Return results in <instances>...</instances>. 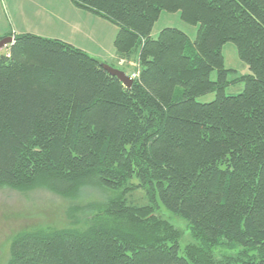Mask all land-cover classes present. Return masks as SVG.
<instances>
[{"label":"trees","instance_id":"1","mask_svg":"<svg viewBox=\"0 0 264 264\" xmlns=\"http://www.w3.org/2000/svg\"><path fill=\"white\" fill-rule=\"evenodd\" d=\"M71 2L118 29L116 57L136 64L134 83L64 41L15 36L0 50V186L117 197L70 228L18 234L7 264H264V0ZM163 12L196 38L177 28L154 38ZM228 43L248 74L226 67ZM240 82L241 94H225ZM137 189L147 205L127 203ZM160 205L195 243L180 247Z\"/></svg>","mask_w":264,"mask_h":264},{"label":"rangeland","instance_id":"2","mask_svg":"<svg viewBox=\"0 0 264 264\" xmlns=\"http://www.w3.org/2000/svg\"><path fill=\"white\" fill-rule=\"evenodd\" d=\"M67 1L72 5L71 0ZM71 7L74 8V5ZM82 24H84L83 20L69 8H66L61 0H0V36L3 38L12 37V33L21 30H29L32 32L30 34L33 35L41 33L52 36L44 31L59 26L56 30L58 36L78 44L81 40L79 30ZM165 28H177L185 32L192 40L196 38L197 27L186 23L181 18L180 13L163 12L154 25L152 36L157 38ZM5 49L8 47L1 49L3 53H6ZM89 50L91 52H88L89 55L98 57L99 54L95 53V49L90 48ZM108 50H112V53L116 54L114 42L112 48ZM222 51L228 69L235 70L238 76L249 73L248 67L239 59L234 44H226ZM101 54H104L103 50ZM135 65L133 63L127 66L123 64L125 68L121 69H124L127 74H132L136 72ZM234 75L231 73L229 79L234 78ZM216 78L215 72L212 74V79L215 80ZM244 87L243 82L230 85L225 89V94L227 96L239 95L244 91ZM177 92L182 93V88H178ZM215 98V93H211L200 97L198 101L208 103ZM116 197L113 192L94 186H84L75 196L70 197L58 195L48 187L43 186L29 189L0 186V264L9 262L11 258L10 246L18 234L39 228H70L73 226V222L83 223L90 220L96 215L97 209L106 206L109 201ZM126 200L131 206H143L149 203L145 193L140 189L127 194ZM157 214L177 229L180 234L179 243L182 249L195 243L185 220L172 215L162 205L157 210ZM241 249L238 245L224 246L218 249L214 255L218 259L223 255H236Z\"/></svg>","mask_w":264,"mask_h":264},{"label":"crops","instance_id":"3","mask_svg":"<svg viewBox=\"0 0 264 264\" xmlns=\"http://www.w3.org/2000/svg\"><path fill=\"white\" fill-rule=\"evenodd\" d=\"M61 3L63 5H66V8H69L73 13H76L84 22L82 24L79 32H80V37L81 40L77 44L75 41H66L62 36H58V33L56 32L57 28L59 26H56L55 29L51 30H45L44 32L49 33L52 36H49L47 34H41V33H36L40 35V37H49L48 39H57L61 41H66L70 45L72 44L74 47L86 52V53H91L90 48L95 49L96 54H99L97 59L100 61L104 62L105 64H108L116 69L123 68V63L118 61L116 54L112 53V50H108L112 48L113 42L115 41L116 35H117V29L111 25L109 22L91 14L88 12H85L81 9H78L74 6L71 7L72 5L67 1V0H61ZM21 33L24 34H30L32 32H29V30H21L20 32H15L14 34L12 33V37L18 36V34ZM37 35V36H38ZM104 51V54L102 53V50ZM108 52V54H107ZM103 55V56H101ZM121 70V69H120Z\"/></svg>","mask_w":264,"mask_h":264},{"label":"water","instance_id":"4","mask_svg":"<svg viewBox=\"0 0 264 264\" xmlns=\"http://www.w3.org/2000/svg\"><path fill=\"white\" fill-rule=\"evenodd\" d=\"M14 43L13 37H6L0 41V50L11 46ZM104 69L111 75L116 76L127 88H131L134 80L129 75H127L124 71L116 69L108 64H103Z\"/></svg>","mask_w":264,"mask_h":264},{"label":"bare ground","instance_id":"5","mask_svg":"<svg viewBox=\"0 0 264 264\" xmlns=\"http://www.w3.org/2000/svg\"><path fill=\"white\" fill-rule=\"evenodd\" d=\"M105 64V63H104ZM128 75V74H127ZM131 78H133V80H134V73H132V75L130 76Z\"/></svg>","mask_w":264,"mask_h":264},{"label":"built area","instance_id":"6","mask_svg":"<svg viewBox=\"0 0 264 264\" xmlns=\"http://www.w3.org/2000/svg\"><path fill=\"white\" fill-rule=\"evenodd\" d=\"M136 75H134V77H135Z\"/></svg>","mask_w":264,"mask_h":264}]
</instances>
